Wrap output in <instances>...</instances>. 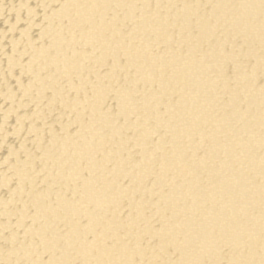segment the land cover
I'll use <instances>...</instances> for the list:
<instances>
[{
	"label": "bare ground",
	"instance_id": "6f19581e",
	"mask_svg": "<svg viewBox=\"0 0 264 264\" xmlns=\"http://www.w3.org/2000/svg\"><path fill=\"white\" fill-rule=\"evenodd\" d=\"M0 264H264V0H0Z\"/></svg>",
	"mask_w": 264,
	"mask_h": 264
}]
</instances>
